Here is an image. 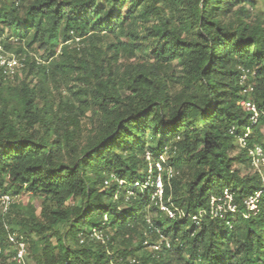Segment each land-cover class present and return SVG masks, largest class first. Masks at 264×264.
<instances>
[{"label": "trees", "instance_id": "obj_1", "mask_svg": "<svg viewBox=\"0 0 264 264\" xmlns=\"http://www.w3.org/2000/svg\"><path fill=\"white\" fill-rule=\"evenodd\" d=\"M258 1L0 0L1 42L25 57L0 81V196L39 199L0 208V264H14L4 225L25 237L28 264H264V167L242 174L237 144L248 132L264 146ZM241 68L254 73L247 94ZM147 150L177 170L163 200L182 216L134 187ZM224 188L241 210L261 191L258 212L196 223Z\"/></svg>", "mask_w": 264, "mask_h": 264}, {"label": "built area", "instance_id": "obj_2", "mask_svg": "<svg viewBox=\"0 0 264 264\" xmlns=\"http://www.w3.org/2000/svg\"><path fill=\"white\" fill-rule=\"evenodd\" d=\"M3 36H0V81L13 79L17 74L21 72L24 67L25 57L18 55L13 51L7 50L1 42ZM254 73H250L248 69L241 68L238 82L242 86L243 93H250L253 89L250 76ZM240 105L251 113V121L254 123L258 116V110L255 103L250 99H241ZM233 128H230L229 132L233 133ZM248 132L243 136L237 137V144L246 149L247 156L250 161V165L255 171H259L264 167V146L261 144L247 145L245 137ZM145 160L148 162L146 176L142 180H136L134 187H137L141 192L149 191L151 200L156 207L167 215L169 218H177L182 216L183 211L176 207H172L164 202V186L165 182L169 185L170 179L177 173L172 165L166 162L164 152L159 154L156 159H153L151 151L147 150L144 154ZM108 183V179L104 181ZM120 184H123V180H119ZM261 191H256L250 196L243 199V209L241 210L239 205L234 200L233 193L229 188H224L220 195H215L210 198L209 208L206 210H200L199 214L193 215L192 219L198 223L201 215L209 214L211 217L225 218L227 214L241 213L247 217L250 214H256L259 210L258 201L260 199ZM12 202V196L4 194L0 196V208L2 212H6L10 203ZM104 216V221L106 220ZM104 221L101 226L104 225ZM229 224V221H226ZM7 231V242L12 246V261L14 264H28L26 259L27 254V241L24 236L17 235L8 231L7 225H4ZM91 237L102 243L108 239V235L104 233L102 228H93L89 233ZM84 238L80 235L79 242L82 243ZM168 245V243L166 242ZM159 244H152L151 248L158 249ZM3 250L0 243V258ZM81 264V263H79ZM116 264V263H112Z\"/></svg>", "mask_w": 264, "mask_h": 264}, {"label": "rangeland", "instance_id": "obj_3", "mask_svg": "<svg viewBox=\"0 0 264 264\" xmlns=\"http://www.w3.org/2000/svg\"><path fill=\"white\" fill-rule=\"evenodd\" d=\"M252 11L254 13H256V14L264 16V3L261 2V1H258L257 4H256V7ZM8 38H10L9 40L12 41L13 45L17 44V40L16 39H12L11 37H8ZM23 47L25 48L26 52H31V50L27 49L25 46H23ZM253 171H255V169L252 168L251 165H249L247 167H242L241 166V173L242 174L251 173ZM12 201L20 202L22 205H24L28 201H32V203H34L36 206H38V203H39V199L38 198L30 199L29 198V194L26 193V192L25 193H21L20 195L12 196Z\"/></svg>", "mask_w": 264, "mask_h": 264}]
</instances>
